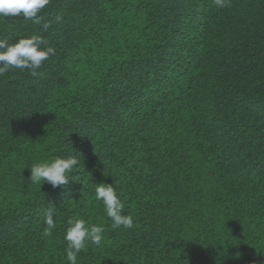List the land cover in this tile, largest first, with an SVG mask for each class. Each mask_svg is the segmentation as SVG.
Returning a JSON list of instances; mask_svg holds the SVG:
<instances>
[{"label":"trees","instance_id":"1","mask_svg":"<svg viewBox=\"0 0 264 264\" xmlns=\"http://www.w3.org/2000/svg\"><path fill=\"white\" fill-rule=\"evenodd\" d=\"M39 16L47 31L0 18V39L56 51L0 76V264H67L77 217L105 229L77 264H264V0H51ZM72 155L67 185L28 181ZM96 183L132 228L111 227Z\"/></svg>","mask_w":264,"mask_h":264},{"label":"clouds","instance_id":"2","mask_svg":"<svg viewBox=\"0 0 264 264\" xmlns=\"http://www.w3.org/2000/svg\"><path fill=\"white\" fill-rule=\"evenodd\" d=\"M51 0H0V18L23 17L35 24L42 26V31L50 27L48 22L41 21L39 13L50 4ZM214 7L223 9L230 7L231 0H212ZM60 17H57L59 20ZM46 41L39 35L19 38L10 43L7 39H0V76L5 75L12 69L21 71L28 70L31 75L38 74V70L56 54L53 47H44ZM79 158L75 155L61 157L55 156L49 160L36 162L25 167L29 168L28 181L34 185L43 183L50 184L53 188L68 184L71 173L79 165ZM94 198L101 202L106 216L111 220V227L132 228L133 218L124 213V203L111 183H96ZM43 230L45 236H51L52 230L56 228V214L50 208L46 214ZM64 240L67 242L66 261L67 264H77V257L89 246L102 245L104 238V227L101 224H90L83 217H77L68 221ZM217 264H220L217 261Z\"/></svg>","mask_w":264,"mask_h":264}]
</instances>
